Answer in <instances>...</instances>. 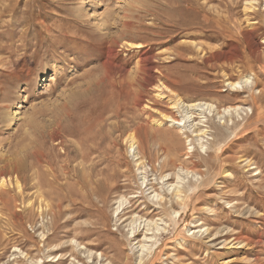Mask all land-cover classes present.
<instances>
[{"label": "rangeland", "instance_id": "rangeland-1", "mask_svg": "<svg viewBox=\"0 0 264 264\" xmlns=\"http://www.w3.org/2000/svg\"><path fill=\"white\" fill-rule=\"evenodd\" d=\"M248 76L252 90L229 88ZM167 97L215 107L201 125L188 112L209 130L206 151L165 121L179 117ZM227 107L245 110L220 120ZM129 134L152 172L146 194L179 168L205 178L183 210L132 198L142 195ZM0 162L22 185L0 190V264H72L71 241L104 264H137L142 236L120 226L131 215L169 225L142 264H264V0H0ZM90 185L103 197L85 196ZM47 203L55 216L34 217Z\"/></svg>", "mask_w": 264, "mask_h": 264}, {"label": "bare ground", "instance_id": "bare-ground-1", "mask_svg": "<svg viewBox=\"0 0 264 264\" xmlns=\"http://www.w3.org/2000/svg\"><path fill=\"white\" fill-rule=\"evenodd\" d=\"M19 2V1H18ZM179 3V2H178ZM251 6H254L252 3H250ZM253 8V7H252ZM256 9V8H254ZM10 10V9H9ZM7 11V10H5ZM4 12V11H3ZM67 34V33H66ZM110 37V36H109ZM117 37V36H116ZM111 38V37H110ZM124 45V43H123ZM129 45H131L129 43ZM137 47V46H136ZM236 52V51H235ZM215 53V52H214ZM113 54V53H112ZM204 56V55H203ZM215 56V55H214ZM209 57V56H208ZM226 75V74H225ZM227 77V76H226ZM245 77V76H244ZM253 77V76H252ZM242 79V78H241ZM254 80V79H253ZM253 80L251 77H246L245 79H242L238 82H235V83H229L228 81V86L229 88H237V87H241L243 88V86H248L250 87V85L253 84ZM258 85V84H257ZM256 87V86H254ZM253 87V88H254ZM159 88V90L161 91V94H158L159 97H163V95H165V92H169L170 95L172 94V91H170L169 89H166L164 87V89H166L167 91H165L163 88L161 87H157ZM244 89V88H243ZM249 89L252 90V88L250 87ZM175 95V94H174ZM173 96V95H172ZM166 97V96H165ZM169 100H170V103H171V109L173 111H176L179 115V119L177 118H174L173 116H167L165 115L166 119L165 121L167 122H170L172 127H175L179 134L183 135L186 140L189 142V147H190V151L195 149V144L198 146V148L200 150H207L209 148V146L207 145V143L209 144L208 142V139L206 141H204L208 136V131L209 130H206V129H200V127H198L197 129H195V126H197V124H192V122H190L191 119V115L188 116V112H190L189 110H191V112L193 110L195 111H198L200 113V115H203V117H201V121L199 122L200 125L201 123H206L207 120L206 119H209L207 118L208 115L211 116L213 113H215V107L212 105V104H208V103H204V102H194V103H190V104H187L185 102H183V100H181L180 98H177V97H167ZM189 102V101H188ZM169 103V104H170ZM169 108H170V105H169ZM243 110H245L244 108H241V107H227L225 109H223V113H219L218 112V116L219 119H223L225 116H230V119H231V116L233 114H236V115H240V111L243 112ZM196 113V112H195ZM190 114V113H189ZM208 114V115H207ZM72 115V114H71ZM199 115V116H200ZM207 115V116H206ZM164 117V118H165ZM214 120V119H213ZM159 121V120H158ZM195 122V121H194ZM159 125L162 124V122H158ZM81 125H84V124H81ZM81 127V126H80ZM78 127V128H80ZM223 127V126H222ZM206 128V127H205ZM220 127H218L217 129V132L219 130ZM226 128V127H225ZM225 128H221L223 130H225ZM55 129V128H54ZM84 130V128H81ZM227 130V129H226ZM55 131V130H54ZM53 133V132H51ZM191 134L193 135V138L194 139H189V136L188 134ZM227 133V132H226ZM221 134L223 135V132H221ZM90 135V134H89ZM221 136V135H220ZM183 137V138H184ZM224 137H225V134H224ZM138 138V137H137ZM136 136L134 134H129L127 135V138H126V144L128 145V149H129V152L131 153L130 155H132V157L135 159V161H139L140 158H139V150H138V140H137ZM86 139V138H85ZM139 139V138H138ZM222 139V138H220ZM88 141V140H87ZM91 141V140H90ZM89 142V141H88ZM211 145V144H210ZM82 150V149H81ZM80 150V151H81ZM147 151V150H146ZM188 153H191V152H188ZM188 155V154H187ZM3 157V156H2ZM9 158V157H8ZM7 158V159H8ZM218 158V157H217ZM189 159V158H187ZM205 159V158H204ZM165 160V159H164ZM226 160V159H225ZM234 160V159H233ZM244 160V159H243ZM99 161V160H98ZM224 161V160H223ZM227 161V160H226ZM3 162V161H2ZM0 162V163H2ZM5 162H7L5 160ZM4 162V163H5ZM97 162V161H96ZM206 162V161H204ZM221 162V160H220ZM243 162V161H242ZM247 162V160H246ZM12 163V162H11ZM147 163V162H146ZM145 163V164H146ZM165 163V162H164ZM241 163V162H240ZM13 164V163H12ZM92 164V163H91ZM94 165V164H93ZM180 165V164H179ZM245 165V164H244ZM11 166V165H10ZM32 166V165H31ZM101 166H102V163H101ZM135 166V165H134ZM136 168H138L137 170L140 172V175L141 176V183L138 182V184L140 183V193H138L139 195L141 194L142 197H132V198H145L147 199L146 201L150 203V205L156 207L155 210H160L159 212H161L162 214L165 213L166 211V208H172V204L173 203H177L181 208L182 210L185 208V201L187 200L186 197H187V193L191 190H194V189H197L198 186L200 184H203V179L200 174H193L192 173V176L190 177L189 179V175H191V172H184V169L182 168H179L178 169V172L177 173H174L173 175L176 177V182L175 184H169V183H166L169 179H170V176L172 174H166L164 176H162L160 179L162 181V186H161V191H163L162 193H158V192H155V191H152L150 192L149 194H146L147 191L149 190H152L153 189V182L152 180L150 179V172L148 171V169L146 168V166L144 165V163L142 161H139L136 163ZM164 166V165H163ZM247 166V165H246ZM250 166V165H249ZM19 167V166H18ZM27 167V166H26ZM178 167V166H177ZM10 168V167H9ZM92 168V166H91ZM155 168V166H154ZM2 170V168H0ZM20 169V168H18ZM25 169V168H24ZM34 169V168H33ZM104 169V168H103ZM209 169V167H208ZM207 169V170H208ZM14 170V169H13ZM23 170V168H22ZM91 170V169H90ZM152 170V168H151ZM153 171V170H152ZM14 172V171H13ZM93 172V171H92ZM197 172V171H196ZM34 173V172H33ZM138 173V172H137ZM152 173V172H151ZM12 174V173H11ZM11 174H2L0 175V190H8V189H13V188H16V190H20L21 191V182L19 180V177L18 176H11ZM19 174V173H18ZM89 174V173H88ZM101 175V177H99V180H102V181H98L99 183L103 184V183H106L107 184L109 183V179L110 176L102 171L99 173ZM139 174V173H138ZM17 175V174H16ZM42 175V174H41ZM123 175V174H121ZM36 176V175H35ZM93 176V174H92ZM92 176L89 175V178L84 182V184H87L88 182H90ZM104 178H103V177ZM138 176V177H139ZM152 176V175H151ZM206 176V175H205ZM173 177V176H172ZM33 178H36V177H33ZM39 178V176H38ZM154 181H156L157 179H154ZM159 180V179H158ZM22 181V179H21ZM36 181V180H35ZM40 182V181H39ZM35 183V182H34ZM38 183V182H37ZM116 183V182H115ZM161 183V182H160ZM173 183V182H172ZM92 184V183H91ZM194 184V185H193ZM205 184V183H204ZM75 185V184H74ZM83 185V184H82ZM157 185V184H156ZM113 186V185H112ZM160 186V184L158 185ZM13 187V188H12ZM40 187V185L38 186ZM43 187V186H42ZM49 187V186H48ZM84 187V186H83ZM32 188V187H31ZM81 188V187H80ZM89 190H87L85 192V196H92V195H98V197H103V190H101V188H97L98 191L94 190L91 188V185L90 187H88ZM160 188V187H159ZM17 191V193H18ZM19 191V192H20ZM40 191V190H39ZM111 191V190H110ZM196 191V190H195ZM198 191V190H197ZM44 192V191H42ZM37 193L38 194H43V193ZM160 192V191H159ZM166 192L167 193V196L165 197L163 195V193ZM23 193V191H22ZM32 194V193H31ZM51 194V193H50ZM146 194V195H145ZM189 195V194H188ZM41 196V195H39ZM45 196V195H44ZM138 196V195H137ZM36 197V195H35ZM83 197H84V194H83ZM38 198V196H37ZM87 198V197H86ZM126 198V197H125ZM40 199V198H39ZM85 199V198H83ZM88 199V198H87ZM131 199V198H130ZM46 200V199H45ZM102 200V199H101ZM30 201V200H29ZM104 201V200H103ZM143 201V199H142ZM2 202V201H1ZM105 202V201H104ZM41 203V202H40ZM126 203H127V200L126 199H121L119 201H117V207L115 208V215H117L116 217H118L120 215V213L122 211L125 210L126 207H124V205L126 206ZM18 204V203H17ZM28 204H31L28 203ZM34 204V203H32ZM42 205V204H41ZM134 205V204H133ZM145 205V204H144ZM176 206V205H175ZM30 207V205H29ZM33 207V206H32ZM37 208V207H36ZM145 209L144 210H148L147 207H144ZM30 209H32L30 207ZM54 207H52L51 205H49L48 203L46 205H42V206H39L38 208V213H35L36 215L34 217L37 216V214H39L40 218L41 219H44L45 216H48L50 213H52V215L55 216V212H54ZM154 209V208H153ZM18 210V209H17ZM58 210L60 211L59 213H61V210H60V207L58 208ZM122 210V211H121ZM130 210V209H129ZM34 211V210H33ZM121 211V212H120ZM132 211V210H131ZM37 212V211H36ZM127 212V211H125ZM129 212V211H128ZM128 212L126 214H128ZM146 212V211H145ZM154 212V211H153ZM158 212V213H159ZM167 213V212H166ZM31 214V213H30ZM45 214V215H44ZM124 214V213H123ZM121 214V215H123ZM150 214V213H149ZM170 214L171 216L173 217V219H179L181 216H182V211L181 210H174V209H171L170 210ZM169 215V214H167ZM60 216V214H59ZM50 217V216H49ZM61 217V216H60ZM121 217V216H120ZM165 217V216H164ZM30 218V217H29ZM47 218V217H46ZM57 218V217H56ZM58 219V218H57ZM166 219V218H165ZM34 220V219H33ZM164 220V218H163ZM162 219H158V220H148V219H144L143 217L141 216H138V215H131L130 217L126 218V220H124L120 226H122L124 223L125 226H122V229L123 232H124V229L126 230L127 229V236L128 238L130 239H133L132 241H136L137 238L139 236H142V239L136 243H134L132 245V248L131 250H134L135 251L137 250V255H138V262L137 264H142L143 260L145 258H147L149 255L152 254V252H154L155 250V242H156V239L157 237L159 236V234H161V232H165L167 229V227H169V225H167V223H165ZM55 222V221H54ZM119 222V221H118ZM121 222V221H120ZM117 224H120V223H117ZM170 224V223H169ZM201 224V223H200ZM199 226V225H197ZM195 226V227H197ZM201 226V225H200ZM203 227V226H202ZM206 227V226H205ZM194 228V227H193ZM202 229V228H201ZM38 230V229H37ZM46 230V229H45ZM206 230V229H205ZM210 230V229H209ZM49 231V230H48ZM192 232V230H190ZM189 231V232H190ZM202 230H199L197 231L198 233L201 232ZM45 232V231H44ZM44 232H40L39 233V237L41 239V241H44L46 240L45 238V234ZM195 232V231H194ZM204 232V231H203ZM46 233V232H45ZM49 233V232H48ZM47 233V234H48ZM207 233V232H206ZM197 234V233H196ZM198 235V234H197ZM203 235V234H202ZM205 235V233H204ZM130 236V237H129ZM216 236V235H215ZM50 238V237H49ZM236 239V238H235ZM233 240V239H232ZM240 240V239H239ZM239 242V241H238ZM243 242V241H242ZM246 242V241H245ZM41 243V242H40ZM66 244V243H65ZM71 246H72V254L69 256L71 257V261H72V264H82L80 262L77 261V258L78 256H83V258L86 260L85 264H104L105 261H103L104 259V256L103 254H97L96 252H93L90 248L86 247V246H83L81 243H78L76 241H71L70 242ZM224 244V243H223ZM239 245V243H237ZM260 244V243H259ZM89 245V244H87ZM92 245V244H91ZM220 245V244H219ZM234 245V244H233ZM237 245V246H238ZM70 246V245H69ZM241 247V246H240ZM58 248V247H57ZM62 248V247H61ZM59 248V249H61ZM48 249V248H47ZM56 248H53L51 249L50 251L53 252V250H55ZM134 251V252H135ZM157 251V250H156ZM23 253V252H22ZM46 254V253H45ZM21 255V254H20ZM66 256V255H65ZM51 257V256H50ZM64 257V256H63ZM31 258V257H30ZM29 258V259H30ZM55 258V257H54ZM64 260V258H62V255L60 256V259H58L57 261H54V262H59V263H62L61 260ZM82 259V257H81ZM107 260V259H106ZM75 262V263H74ZM30 263L32 264H40V260H36V261H33L31 260ZM108 264H111V262H108Z\"/></svg>", "mask_w": 264, "mask_h": 264}]
</instances>
